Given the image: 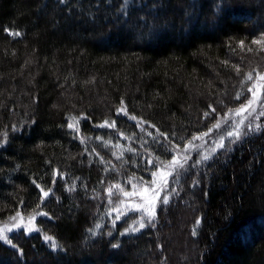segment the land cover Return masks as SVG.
I'll list each match as a JSON object with an SVG mask.
<instances>
[{
	"label": "trees",
	"instance_id": "16d2710c",
	"mask_svg": "<svg viewBox=\"0 0 264 264\" xmlns=\"http://www.w3.org/2000/svg\"><path fill=\"white\" fill-rule=\"evenodd\" d=\"M261 33L264 0H0V222L48 214L0 264H264V128L189 165L151 220L107 192H140L149 159L248 101Z\"/></svg>",
	"mask_w": 264,
	"mask_h": 264
},
{
	"label": "snow or ice",
	"instance_id": "6c2138e0",
	"mask_svg": "<svg viewBox=\"0 0 264 264\" xmlns=\"http://www.w3.org/2000/svg\"><path fill=\"white\" fill-rule=\"evenodd\" d=\"M15 35H19V33H15ZM253 43H255V44H264V33H261L260 38L255 40V41H253ZM241 46L243 47V42H241ZM257 78L259 80H264V75L258 74ZM245 79L252 80V73H249L245 77ZM241 83H243V81ZM248 91L252 93V98L249 99L246 104L241 105V107L238 110H236V114H241V113L247 112L248 115H252V112H254L256 110L255 109V104H256L257 100H260V96L258 94L259 93V89L256 88V86L254 85L253 87L248 88ZM240 95H241V93H237V99L240 98ZM121 103L123 104V101H121ZM261 103H262V105H264V101H262ZM209 107L211 108V106H209ZM212 111L215 112L216 110L214 108H212ZM121 113L127 114L126 110L124 108H120V109L117 110V114H121ZM208 114L209 113H205V116H207ZM260 115L264 116V112H261ZM130 118L131 119H136L135 117H130ZM242 123H243V120H241V124ZM104 126L114 127L115 126V122L113 121L111 124H108V122L106 121L104 124L100 125V127H104ZM137 126H139V125H137ZM68 127L69 128H73L74 124L73 123H69ZM213 127L214 128L220 127V122L215 124ZM248 127H249V131L259 130L261 125H259V124L255 125V129H253L251 125H249ZM235 128L237 129V131L235 133L234 132H228V136L232 137L233 135H235L236 140H239L240 139V132L238 130L240 128V124H236ZM212 131H213V128H209L208 132L193 136L192 139L188 143H186L184 145V149L183 150H180V146L178 144L177 145H173L171 148L166 149L167 151L172 153V158H171L170 161H167V162L160 161L159 157H155L154 159H149L148 163L153 164L155 167H157V170L160 172V186H159L158 189L157 188L145 189V192H147L149 190H151L153 192L152 198L147 200L146 203H137V204L131 205V210L142 211L148 217V219L151 220L155 216V207H156L157 200H160V201H162L165 204L168 203V200H169L168 195H165L163 197L160 196V192L168 187V184H169L168 177L176 175L178 173V170L183 169L185 164H187V162L189 160V154H190L191 150L193 148H198L199 147V145L193 144L192 141L201 139V136H207ZM149 135H151V133H149ZM160 135L163 136L165 140H168V137L165 134L160 133ZM245 135H246V133H245ZM0 142H2V141H0ZM169 144H171L170 140H169ZM223 147H224L223 138H221L220 142H218L216 144V147L211 149V152L214 153L217 148H223ZM209 158H210V154L209 155H204L203 157H201V160H207ZM201 160H197L196 163L199 164L201 162ZM152 175L154 177H156L157 172H153ZM154 183L155 182H150V184H154ZM37 187L40 188V185H37ZM113 187L119 189V191L122 193V195L124 197L140 196L142 200L144 199L143 193L136 192V191H132V192L124 191V189L121 188L119 184L113 185L109 189H107V192L109 193V196H111L113 194L112 193V188ZM40 190L42 192L41 199L49 196L50 191H51L50 189L48 191H45L43 188H40ZM175 191H176V189L173 188L172 192H175ZM124 204H125V201L121 200V201H119V204H118V206L116 208H113V209L110 210V211L117 212V215H116V218H115L116 220H119L121 218V216L125 214L123 212H120V207L123 206ZM37 207H39V205ZM37 215H48V214L44 213V212H39V213H37ZM16 216L20 217L21 213L17 212ZM12 219L15 220V217L12 218ZM34 220H35V216L34 215L29 217V219L27 221V224H26V226L24 228V230L26 232L38 231L39 230L36 227V225L33 223ZM23 223H24V221H23V219H21L19 223H13L10 228L7 227V225H5L4 228H0V241L6 240L8 242V244H10L12 247H16V245L12 242V240L5 235V231L11 232L14 228H20L21 224H23ZM197 223H199V221H197ZM139 227L140 228H144L145 224L141 221L139 223ZM95 228L96 229L100 228V224L95 225ZM129 230L134 232V231H137L138 229H136L134 227H132L130 229H125L126 232L129 231ZM89 232L92 235L96 234L93 229H89ZM43 239H44V241L46 243L50 244V247L53 250H56L59 247V245L57 244V242L55 241V239L52 236H49V235L45 234L43 236ZM115 246L116 245H113V247H115Z\"/></svg>",
	"mask_w": 264,
	"mask_h": 264
},
{
	"label": "rangeland",
	"instance_id": "374dc122",
	"mask_svg": "<svg viewBox=\"0 0 264 264\" xmlns=\"http://www.w3.org/2000/svg\"><path fill=\"white\" fill-rule=\"evenodd\" d=\"M259 38H256L253 41L257 40ZM256 47L258 48H262L264 46V44H255ZM264 75V69H261L260 71H258L255 76L252 78V80H250L249 83V88L253 87L254 85L256 86V88L259 89V96H260V100H257L256 104H255V111L252 112V115H248L247 112L241 113V114H236V110H238L241 105H238L236 108L232 109L231 111H229L228 113H226L224 116L220 117L218 119V121L216 122V124L218 122H220V127L218 128H213V131L211 133H209L207 136H201V139L192 141L193 144L199 145L198 148H193L189 154V160L187 162V164H185L183 169L178 170V173L176 175L173 176H169L168 177V181L169 184L170 182L174 181L178 175L185 170L189 165H195L197 164L196 161L197 160H201V157H203L204 155H209L210 154V158L213 157V155L220 149L222 148H217L216 151L214 153L211 152V149L216 147V144L218 142H220L221 138H223V143H224V147L225 146H230L233 145L237 142H239L240 140H242L243 138H245V136L249 135L250 133L256 132L258 130H252L249 131V125L252 126L253 129H255V125L259 124L261 125V127L259 128L262 129L264 128V116L260 115L261 112H264V105H262V101H264V80H259L257 78V75ZM255 90V89H254ZM250 97L249 99L252 98V93L249 92ZM248 99V100H249ZM247 103V102H246ZM244 103V104H246ZM242 104V105H244ZM241 120H243V123L241 124ZM236 124H240V128H239V132H240V139L236 140L235 135H233L232 137L228 136V132H236L237 129L235 128ZM206 133V132H205ZM246 133V135H245ZM184 146L180 148V150H183ZM209 158V159H210ZM207 159V160H209ZM171 159L167 160L170 161ZM207 160H201L200 163H202L203 161H207ZM166 161V162H167ZM152 182H155L154 184H148L145 185L143 187V189L140 190V193H143L144 199L142 200L140 196H135V197H128L127 198V202L129 205V208H131V205L137 204V203H146L147 200L152 198L153 192L151 190L145 192V189H150V188H159L160 186V172L157 170V175L156 177H154V180ZM169 184L168 187L165 188L163 191L160 192V196L163 197L165 195H168V191L169 190ZM160 200H157L156 202V207L158 206ZM130 202V203H129ZM155 207V209H156ZM36 216V214H32V215H21L20 217H17L16 215L11 217L10 219L6 220L5 222H0V228H4L5 225H7V227H11L13 223H19L21 219H23L24 223L21 224L20 228H25L27 221L29 219L30 216ZM15 217V220H13L12 218ZM182 219L188 218V216H181ZM33 223L35 224V222L33 221ZM17 228H14L13 230H15ZM180 230V225L177 226V228L175 229V233L177 234V236L172 240V244L178 246V250L176 252V258L178 260H181L182 257H180V252L181 255L182 253H184L185 249H184V242H186L185 240V234L184 231H179ZM12 230V231H13ZM11 231V232H12ZM10 232L5 231V235L7 236ZM189 252V249H187ZM189 256H191V253H188ZM187 254V256H188Z\"/></svg>",
	"mask_w": 264,
	"mask_h": 264
}]
</instances>
